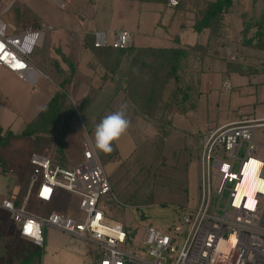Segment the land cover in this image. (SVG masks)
<instances>
[{"label": "rangeland", "instance_id": "obj_1", "mask_svg": "<svg viewBox=\"0 0 264 264\" xmlns=\"http://www.w3.org/2000/svg\"><path fill=\"white\" fill-rule=\"evenodd\" d=\"M6 7L0 1V13ZM15 8L21 13L28 11L31 14V20L23 21V24L28 23L33 28L40 25L42 28L46 25L52 27V31H44L45 42L39 41L30 55L33 67L46 71L54 64L61 63L57 48L46 58L49 47L52 44L59 46L61 42L58 41L60 29H55L58 22L69 20L66 16L75 13V8L87 15L90 2L15 0L12 13L17 20ZM64 10L67 12H62ZM250 14L247 21H250ZM91 20L92 17L88 16L83 20V25L87 29H108V42L112 44L115 29L121 27L119 18L98 16L96 21ZM255 32L250 31L241 42L242 45L236 42L237 47L225 53V59H222L225 63H216L211 59L199 67L187 61L179 73V83L174 80L165 81L164 73L159 72L158 96L154 102L147 101L150 81L155 73V65L148 57L144 59L143 55L139 56L141 59H138L133 70L135 75L131 76V80L128 79V85L125 81L121 86L117 79H106L99 64L96 66L93 63L88 69L81 66L80 72L77 70L71 74V83L65 91V105L58 123L48 133L37 138L23 139L18 136L27 122L44 107L53 84L43 75L34 85L18 81L9 73H2L4 71L0 67V128L4 131L3 135L11 129L16 136L6 148L0 150L3 157L0 158L9 171L7 177L0 175V201L8 194L10 184H13L10 177H14L18 184V192L14 198L10 197L11 200L14 202L15 195L22 192L23 186L30 179L29 159L32 154L60 159L58 144L62 141L67 166L74 167L83 163L84 141L93 144L94 130L100 120L126 104V117L130 126L113 142V152L105 154L95 149L97 159L112 186L111 195L104 198L108 213L123 223L129 234L127 252L138 254L146 261L139 264H152L147 250L142 247L145 229L148 227L172 231L181 226L180 247L188 231L185 225L187 218L199 207L201 198V136L231 123L253 122L257 128L255 142L260 146L258 155L264 157V52L245 46V40L253 37ZM213 51H210L211 56ZM232 56L236 57L233 66L241 68L248 76L240 77L236 73L229 75L227 65ZM206 69L210 72L204 74L206 77L202 81L200 73L203 74ZM224 77H229L231 87L233 85L229 93L220 89L221 78ZM63 82L55 83L58 86ZM183 93L189 94L190 99L181 104ZM80 96H84L81 105L78 103ZM69 198L54 202L51 205L53 211L75 213L76 201ZM42 205L31 198L27 211L37 214L36 209ZM0 214L4 222L0 225V264H26V261L27 264H39L38 260L28 261L29 256L38 249L41 250L43 264H91L83 253L84 243L75 238L46 228L44 245L37 247L20 236L10 213L1 210Z\"/></svg>", "mask_w": 264, "mask_h": 264}, {"label": "built area", "instance_id": "obj_2", "mask_svg": "<svg viewBox=\"0 0 264 264\" xmlns=\"http://www.w3.org/2000/svg\"><path fill=\"white\" fill-rule=\"evenodd\" d=\"M0 1L7 5L0 13V67L33 83L36 73L30 55L50 28L35 30L30 24L17 23L11 15L15 0ZM167 5L177 9L181 0H168ZM133 39L130 32L119 31L111 46L129 49ZM94 46L105 47V35L97 34ZM231 89L225 79L222 90ZM256 129L253 122H236L201 136L199 207L187 218L188 231L180 247L181 226L172 231L145 229L142 247L152 264H264V157L258 155ZM84 142V161L79 166L63 168L47 156L32 154L22 206L18 209L14 202L5 200L0 208L10 213L20 236L37 247H43L45 229L52 228L92 242L101 253L100 264L146 262L127 252L129 234L123 223L109 215L104 201L112 186L92 142ZM64 197L75 199V213L52 211L43 217L27 211L31 198L40 204H53Z\"/></svg>", "mask_w": 264, "mask_h": 264}, {"label": "crops", "instance_id": "obj_3", "mask_svg": "<svg viewBox=\"0 0 264 264\" xmlns=\"http://www.w3.org/2000/svg\"><path fill=\"white\" fill-rule=\"evenodd\" d=\"M216 1L217 0H181L180 7L173 9L167 5L168 0H89L90 10L87 15H83L82 10L75 8V13L66 16L69 20L60 21V23L58 22V26L55 27V29L57 28L56 30L60 29L58 31L60 37L58 41L61 40V42L58 43V41L54 40L59 46H54L52 44V47H49V52H47L48 55L46 58L49 57L54 48H57L61 63L54 64L53 67H49L47 70L45 69L46 71H40L35 69L36 67H33L34 63L30 59L32 71L36 73L35 81L30 84L34 85L37 83L40 75H43L46 80L53 84V88L47 95L48 99L44 107L30 122H27L26 127L41 113L54 96L60 92V84L57 86L55 82H65L71 78V66H74L75 72L77 70L80 72L83 66L88 69L89 65L93 63H95L96 66L99 64L93 50V48L101 49L94 46L97 34L105 35L106 46H111L108 42V29H87L83 25V20L88 16L92 17L91 22L96 21V17L98 18V16L108 19H112L113 17L119 18V26L121 27L116 28L114 34L119 31H127L133 34V44L132 47L128 49L127 57H125L122 63L123 73L121 72V76L119 75L116 77L112 73L103 74V76L105 75L106 79L110 81L122 78L125 82L128 81V79L131 80V76L135 75L133 70L138 59H141L139 57L140 55H143L144 59L146 57L149 58L154 55L152 52L158 50H187L189 54L186 61L189 63H196L199 67H203L211 59H214L216 63H225L223 61L225 59H223L225 53L237 47V45H235L236 42L241 44L244 37L248 35L250 31H258L257 28L264 18V0H232L231 6L220 16L221 26L216 25L217 27L215 28L217 31L215 30V37L211 35L210 29L204 28L201 32H197L195 29L196 24L201 20L208 5ZM58 9L60 10V8ZM16 11H19V9L15 8V12ZM62 12L67 11L64 10ZM249 13H251V16H249L250 21H247L246 18ZM11 15L12 17L14 16L13 13ZM16 21L19 23L18 20ZM19 24H23V22ZM41 26L42 25L34 29L39 30ZM48 27L50 28L49 30L52 31V27ZM248 27H250V30L247 32L246 28ZM48 40L51 41V38H48ZM44 42L45 36L43 33L42 43ZM253 42L256 43L257 40L255 39ZM212 47L217 49V52L214 53L213 56H211L210 53ZM230 60L235 61L236 57L232 56ZM140 62L142 63V60ZM82 63L84 64L82 65ZM98 66L101 68L100 65ZM1 69L4 71L2 73H9L11 77H14L18 81L27 82L6 69L2 67ZM101 70L104 73V69L101 68ZM207 72H210V70L206 69L203 74L200 73L202 81L205 79L206 75L204 74H207ZM225 79V77L221 78L220 89ZM203 86L204 84L202 83V88ZM0 96H2L1 92ZM83 98L84 96L79 97V105L83 103ZM0 157L2 156L0 155ZM47 157L51 158L50 156ZM11 172L12 174L14 173L13 171ZM10 179L13 184H10L8 187V194L0 201V205L5 200L12 201L10 197L12 196L14 198V194L18 192L17 180L14 177H10ZM51 205L52 204H43L42 206H38L36 209L37 214L35 215L43 217L48 216L53 211ZM0 210L2 209L0 208ZM15 226L19 231V226L17 224H15ZM54 231L59 232L55 229ZM59 233L64 234L62 232ZM64 235L84 243L82 250L84 255L89 258L87 261L91 262V264H100L101 253L96 247V249L92 248V246H95L92 242L79 237L67 234ZM40 264H43L42 256Z\"/></svg>", "mask_w": 264, "mask_h": 264}, {"label": "trees", "instance_id": "obj_4", "mask_svg": "<svg viewBox=\"0 0 264 264\" xmlns=\"http://www.w3.org/2000/svg\"><path fill=\"white\" fill-rule=\"evenodd\" d=\"M232 0H217L215 3L208 5L207 9L205 10L201 20L196 24V31L201 32L202 29H210L211 35L215 37V30L217 29L216 25L221 26V18L220 16L225 13V11L231 6ZM17 20L19 23L23 21L31 20L30 14L28 11L21 13L20 11H16ZM221 28V27H220ZM258 31L254 34L252 38L249 40H245V46L251 47L258 51H264V18L263 21L258 26ZM247 32L250 30V27L246 28ZM257 40L256 43L253 44L254 40ZM93 48V47H92ZM95 55L98 59L99 65L101 68L104 69L106 73H112L114 76H119L121 73V66H122V59L127 55L128 49H114L112 46H106L105 48L101 49H94ZM216 53V48H211V52ZM189 51L184 49H175V50H158L152 52L154 55L149 57V59L155 65V73L153 78L150 81L151 88L149 89V93L147 95V101L154 102L156 97L158 96L157 86H158V73L162 72L165 76V81H173L179 83L180 77L179 73L182 70L184 64L187 62L186 59L188 57ZM228 63V73L230 74H238L240 77H245L248 74L243 73L241 68L233 66V61H229ZM145 66V65H144ZM75 73L74 67L71 66V74ZM71 75V76H72ZM226 79L230 80L229 77H225ZM231 81V80H230ZM134 82V81H133ZM133 82H129L133 84ZM71 83V79L66 80L60 85V92H58L54 98L50 101V103L41 111V113L32 121L26 129L18 136L19 138L29 139L32 137L39 136L43 133H48L51 127L55 126L59 119L65 105V98H66V90L67 86ZM124 80L122 78L118 79V84L121 86L123 85ZM128 85V81H127ZM149 86V87H150ZM233 89V85L231 87ZM231 89V91H232ZM181 91V89H180ZM190 99V95L183 93L181 96V104L187 102ZM189 101V100H188ZM84 103V102H83ZM149 105V104H147ZM75 110V109H74ZM72 110L73 113L75 111ZM147 113V112H146ZM75 115V114H74ZM214 130V129H213ZM3 130L0 128V150L6 148L9 143L11 142L12 138L16 136L13 134L11 129L5 132L3 135ZM37 138V137H36ZM35 138V140H36ZM59 153L61 155L60 159H52V161L63 168H68L67 163H65V157L63 153V142H59L58 144ZM8 169L6 167L5 162L2 161L0 158V175L1 176H8ZM30 180V179H29ZM23 186L22 192H19L15 195L16 200L14 201V205L16 208H20L22 206V202L26 197V193L28 190V183ZM1 213V210H0ZM1 215V214H0ZM4 224L2 218L0 217V225ZM41 262V250L38 249L34 254L29 256L30 262L33 261ZM27 264V261L25 262Z\"/></svg>", "mask_w": 264, "mask_h": 264}, {"label": "clouds", "instance_id": "obj_5", "mask_svg": "<svg viewBox=\"0 0 264 264\" xmlns=\"http://www.w3.org/2000/svg\"><path fill=\"white\" fill-rule=\"evenodd\" d=\"M127 105L106 116L96 125L93 147L105 154L113 152V142L118 140L129 128L130 121L126 117Z\"/></svg>", "mask_w": 264, "mask_h": 264}, {"label": "snow or ice", "instance_id": "obj_6", "mask_svg": "<svg viewBox=\"0 0 264 264\" xmlns=\"http://www.w3.org/2000/svg\"><path fill=\"white\" fill-rule=\"evenodd\" d=\"M26 231H27V229H26Z\"/></svg>", "mask_w": 264, "mask_h": 264}]
</instances>
